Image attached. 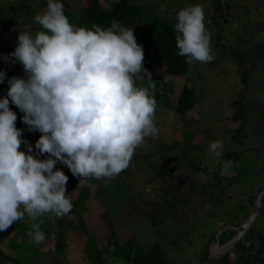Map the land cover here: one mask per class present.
I'll return each instance as SVG.
<instances>
[{
  "label": "trees",
  "instance_id": "1",
  "mask_svg": "<svg viewBox=\"0 0 264 264\" xmlns=\"http://www.w3.org/2000/svg\"><path fill=\"white\" fill-rule=\"evenodd\" d=\"M211 1L212 3L205 10L204 16H207L216 25V33L213 30L207 31L208 33L210 31V46L214 59L205 62V65L214 68L220 63V72L222 73L225 71L223 68H227L225 62L232 60V62L235 61L238 64L236 70L240 74V80L234 89L235 94L231 102L235 111L230 117H225L227 126L223 133L225 132L226 138L220 140L222 147H224L221 151V153L223 152L221 158L219 157L218 161L206 162L208 157L205 153L209 152L208 144L203 140L201 144L195 145V132L189 128H181V139L179 140L172 138V133L168 134L169 141H166L162 136H158L156 139L146 137L145 141L147 138L152 141L151 149L133 155L128 167L117 176L113 178L90 177V181L94 182L96 190H74L76 196L70 199L72 208L68 213L72 219L71 217L67 220L62 219L59 221V228L57 229L53 227L57 219L53 220V224L47 221L48 226H40L46 237L40 244L30 243L27 232L26 236H22L25 238L24 240L20 236H14L20 234L22 229L28 228L23 223L24 221L21 222V219L11 224L10 228L15 230L8 236L0 231V253L3 256L12 260L14 264H18L22 258L24 260L28 259L29 264H76L73 257H69L70 261H65L61 256L52 253H60L61 251L68 253L71 245L74 246L75 242L81 243V240H84L82 249L79 251V257L81 258L79 263L81 264H112L107 259L108 255H112L115 259L125 260L127 264H179L173 263L169 259L166 248L159 242L144 248L135 236H127L119 232L114 222L116 219L111 217L107 211L102 214V223L103 226L107 225L109 227V232L102 236L103 243L95 228L87 227L86 213L91 196L103 200L106 207L110 200L122 196L127 201L133 200L129 193L136 192V184L140 183L137 180L139 176L143 179L144 185L148 186L147 190H151L154 195L144 200L142 203L145 205L144 208H142L143 205H140L137 209L143 210L145 217L151 219L153 226L158 225L159 222L165 219H175L178 214L185 213L189 207L190 194H202V202L206 201L205 204L208 203V206H213V211L210 213L213 218L212 221H215V217H220L222 223L211 230V234L198 254V264L206 260L210 243L219 229L226 225H238L246 218L258 192L264 187V184H260L261 186H259L257 192L253 193L254 179L241 177V163L244 152L251 150V148L253 150L261 148L248 142L246 115L249 107L260 113L259 109H256L258 106L250 103L248 87L251 74L260 67L257 65L256 59L260 60L264 57V40L247 32H225L222 21L228 23L229 20H235L237 17L233 5L220 2V0H216L217 3ZM256 1L262 4L264 2V0ZM61 2L64 5V14L74 26L90 28L93 24H96L102 28H107L110 26L111 21L115 19L126 27H132L137 43L142 46V64L148 71L155 67L166 74L169 79H176L181 76L185 78L186 73L193 64V62L190 64L185 63V58L176 54L178 49L175 45L174 24L161 19L155 13L152 16L145 12L144 6L146 3L143 0H85L81 7L76 1L75 4H72L71 0H61ZM245 11H248L247 8ZM37 13L36 8L32 6V0H2L0 4V37L2 38L4 35L5 38L10 36L16 38L18 32H30L36 29L39 24L35 22L34 16ZM12 44L14 42L10 41L7 45L11 46V50H14ZM199 64L201 62H198ZM12 70L10 68L9 72H12ZM232 73L233 70L230 71V74ZM158 77L160 76L158 75ZM160 79L161 82L157 89L150 87V93L154 96L156 104V98L163 97L164 103L174 112L172 116H168L175 119L178 127H184L180 123L187 120L188 113L197 102L196 88L184 82L176 98L172 100L169 99L170 95L169 98L167 97V89L172 83L168 78L161 76ZM136 83L140 86H149L147 80H140ZM4 85V82H0V97H4ZM9 107L16 113L18 121H21L19 119H21L20 114L22 115V112L18 107L12 104L11 101ZM157 113L160 114L159 111L155 110L154 118L158 119L155 116ZM262 114L264 115V113ZM263 124L264 121H261L258 125L263 126ZM210 134L209 131L207 136ZM225 146L227 147L226 150ZM210 153L212 152H209L208 155ZM225 160L232 161V165L226 171L221 172V163ZM140 161L142 162L139 163ZM203 167L204 169H202ZM54 168L61 169L67 177L69 176V168L59 161L54 165ZM204 170L205 175L203 178H199L201 171ZM256 171L261 173L262 166L260 165ZM197 176L199 177L196 180ZM182 180L185 182L183 189L181 187ZM262 182L264 183V180ZM237 186L240 189H236ZM245 186H248V191L243 190ZM229 206L231 207L229 208ZM83 212H85L84 216ZM73 216H77L76 221H74ZM24 217L28 218L26 214ZM65 222H68L70 226L68 230L63 228ZM184 227H187L185 234L190 231L188 227L193 228L195 226L188 223ZM64 230H66V233ZM51 233H55V238L50 237ZM184 234L178 235V232H176L173 235L177 237L170 236L171 244H176L179 236L187 235ZM235 234V229L228 228L220 233L216 241L223 245L230 241ZM49 243L50 248H42V246L49 247ZM6 247L8 248L7 252L4 250ZM40 254L49 257L50 261H40L38 259ZM31 258H35V261L30 262ZM191 259L192 256L188 262L185 261L180 264H191ZM215 264H264V203L262 214L253 227L247 230L245 235L230 250L225 252Z\"/></svg>",
  "mask_w": 264,
  "mask_h": 264
},
{
  "label": "clouds",
  "instance_id": "2",
  "mask_svg": "<svg viewBox=\"0 0 264 264\" xmlns=\"http://www.w3.org/2000/svg\"><path fill=\"white\" fill-rule=\"evenodd\" d=\"M63 8L61 0H47L46 10L34 16L43 30L18 32V43L4 57L20 62L25 76L8 78L7 94L0 97V231L25 214L36 221L45 213L63 217L70 212L68 177L54 168L58 161L79 178V185L89 177L113 178L128 167L146 137L160 134L153 119L152 76L142 64V46L132 27L115 19L107 28L74 26ZM204 15L199 3L176 13V54L185 63L214 59ZM140 80L149 86L138 85ZM10 101L23 113L28 130L41 133L35 147L47 158L35 157L27 141V151L19 150L22 130L15 126ZM221 149L218 139L208 144L216 156ZM231 165L223 161L221 172ZM27 235L37 245L46 238L39 222Z\"/></svg>",
  "mask_w": 264,
  "mask_h": 264
},
{
  "label": "rangeland",
  "instance_id": "3",
  "mask_svg": "<svg viewBox=\"0 0 264 264\" xmlns=\"http://www.w3.org/2000/svg\"><path fill=\"white\" fill-rule=\"evenodd\" d=\"M75 1L77 2L78 5L80 4L79 6L81 7L82 3L85 0H71V3L75 4ZM143 2L146 3V5L144 6V10L149 15L154 16L155 13V15H158L159 17H161V19H165L166 21L171 22L173 24H175L176 22V13L180 8H183L187 5L199 3L203 6L205 12V10L212 3L211 0H143ZM217 2L218 1L213 0V3H217ZM220 2H224V3L227 2L228 4L233 5L234 12L237 14L235 20H229L228 23L226 21H222L223 26L225 28V32H231V31L240 32V33L247 32L249 34L254 35V37H257L259 39L261 38L262 40H264V2L263 4L256 0H220ZM1 3L2 0H0V4ZM46 4H47V0H32V6L35 7L36 10L40 13H43V11L46 10ZM246 8L248 10L247 12L245 11ZM204 23L207 31L216 30L215 23H213L207 16H204ZM40 30H43L42 26L38 25L36 29L31 30L29 33L34 35L36 31H40ZM16 38H13V36H10L9 38H5L4 35L2 36V38L0 37V66H3L0 68V70L4 69L3 71L5 72V80L3 81L5 84L4 96H6L7 94L8 78L12 76H19V77L25 76L23 66L20 62L18 61L12 62L11 58L9 59L4 58L13 51L10 49L11 46L7 44L10 41L11 42L13 41L14 44L12 45H14L13 47L15 48L16 44L18 43V37ZM256 62L257 65H259L260 67L254 73L251 74L249 87H248L249 89L248 97L251 101L250 102L251 104L258 106L256 109H259L260 113L249 107L246 115V123H247L246 130L248 133V142H250L255 147L260 146L261 148L254 150L253 148H251V150L245 151L244 154L242 155V163H241L242 164L241 177L245 176L246 178L249 177L254 179L253 182H255V184L252 187L254 189L253 193H256L259 186L264 184L263 182L261 183V181L264 180V174H263L264 173V124L263 126L258 125L259 123H261V121H264V115L262 114L264 113V57L260 58V60L256 59ZM225 63H226L225 64L226 67L229 69V72L227 68H223L225 69V71L223 70L224 72L221 73L220 63L217 64L214 68H211L210 66L205 65V63H201L198 65V61H193V64L190 70L186 73L185 78L184 76H181L180 78H176V79L175 78L169 79V77L166 74L162 73V71H160L158 68L152 67L151 71H149L152 76V81H151V84L153 85L152 88L157 89L158 85L161 82L160 77L162 76L164 78H168L170 80V83H172L167 89V97L169 98L171 96L169 99L173 100L176 98L178 91L180 90L181 85L184 82L196 88L195 93L197 97V102L193 107V109L188 113L187 120L182 121L180 123L181 126L184 127H178V124L177 122H175V119L168 116V115L172 116L174 112L173 110H171V108L168 105L164 103L163 97L160 96L159 98H156L157 104L155 110L159 111L160 114L157 113L155 115L156 117H158V119L154 117L153 119L156 122V126L160 130L159 136H162L166 141H169L168 138L170 137L168 136V134L172 133L173 134L172 138H174L175 140L177 139L179 140L181 139V128H189L191 130H194L195 132V139H194L195 145L201 144L203 140L206 141V144H209V142L212 141V139L221 140L222 138H226L225 132L223 133V130L227 126V120L225 121V117H230L235 111L233 106L231 105V102L235 94L234 89L236 88L237 83L240 80L239 77L240 74L238 70H236L238 64L235 61L232 62V60H227ZM10 68L13 69L12 72H9ZM231 70H233L232 74H230ZM6 72L8 73L7 75ZM158 75L160 77H158ZM22 115L20 114V118L22 117ZM15 126L22 130L21 132L22 143L19 146V150L27 151V147L23 142V141H27V143L32 146V154L35 157L39 159L47 158L48 156L47 153H40L38 149H36L35 147V141L39 138L41 133L38 130L29 131L27 125L24 124L22 120L18 121V119H16ZM209 131L211 134L207 136ZM151 143L152 141H149V138H147V140L143 143V146L138 147L134 151L133 155L138 154L139 152L144 153L146 151H149L152 147ZM226 148L227 147L225 146V150ZM223 149L224 147H222L221 151H223ZM208 153L207 152L205 153L206 156L208 157L206 162L210 163L214 160L218 161L219 157L221 158L223 152L221 153L220 156H216L214 153H210L208 155ZM141 162L142 161H140L139 163ZM201 162L204 163L205 161H201ZM260 165L262 166L261 173L263 174V177L261 176L262 175L261 173L256 171V169ZM133 169L135 168L133 167ZM202 169H204V167ZM204 173L205 170L201 171L200 177L197 176L196 180L198 177L203 178V176L205 175ZM86 179H87L86 184L79 185L78 184L79 178L77 176H73L71 171L69 172L68 180L65 186L66 194L68 195L69 199H71L73 196L74 197L76 196V192H74V190L76 189L83 191L96 190V186L93 181H90V177ZM137 180L140 183H137L138 181L135 182L137 183L136 192L132 191L129 193L132 196L133 200L130 199L127 201V199L123 198L124 196H122L121 198H115V200L108 199L110 201L106 207L103 200L91 196L89 198V207L86 213L87 227L95 228L96 233H99V235L101 236L103 243L102 236H105V234L109 232V227L107 225L103 226L102 214L104 211H107L111 217L116 219L114 222L119 232L127 236H135L139 244L142 245L144 248H148L152 246L154 243L159 242L162 246L166 248L167 255L169 259L173 261V263L180 264L185 261L188 262L192 256L190 263L198 264V254L204 242L207 241L209 235L211 234V230L214 227L221 225L222 223L220 217L218 218L215 217L214 218L215 221H212L213 218L210 216V213L213 211V206H208L207 205L208 203L205 204L206 201L202 202L203 200V199L201 200L202 194L201 195L190 194L189 207L186 209L185 213L178 214L175 217V219L174 218L165 219L164 221L159 222L158 225L153 226L151 224V219L146 218L143 210H138L137 208L140 205H143L142 203L144 202V200L147 197L153 196L154 193H152L151 190H147L148 186L144 185L143 179H141L140 176L139 178L137 177ZM184 183L185 182H183L182 180L181 181L182 189L184 187ZM247 187L248 186H245L243 190L248 191ZM69 189L73 191H70ZM236 189H240V187L237 186ZM125 196L127 197L128 194ZM144 207L145 205L142 206V208ZM230 207L231 206H229V208ZM82 214L84 216L85 212H83ZM70 217H71L70 214H67L63 217H55L54 215L48 213L42 214L40 217L37 218L36 221L31 220L29 217L28 218L24 217V219H21V222L24 221L23 223H25V225H27L28 228L26 227L25 230L22 229L20 234H16L14 236H20V237L26 236V232H28L31 229V224L33 222H39L40 226L42 225L48 226L49 223H47V221L52 222L53 224V220L55 221L57 219V222L53 226L54 228L57 229L59 228V221H61L62 219L67 220ZM76 217L77 216H73L74 221H76L75 220ZM188 223L194 225L197 228L188 227V230L190 229V231L184 234V232L187 231L186 230L187 227L185 228L184 225ZM64 225L65 226L63 228H66L67 230L68 228H70L68 222H65ZM10 227L11 225L6 230L3 231L4 234H7V236L13 233L15 230V229L13 230ZM65 231L66 230H64V232ZM176 232H178V235H180L181 233L187 235L179 236L177 243L171 244L170 236L177 237L173 235ZM23 237L22 240L25 239ZM83 241L81 240V243L75 242L74 246L71 245L70 248L68 249L69 251L68 253L64 251L63 252L61 251L60 253L58 252L56 253L51 252V253L61 256V258L65 261H70V258L73 257L75 263L77 264L80 261L79 259H81L79 257L80 255L79 251H81L82 249ZM223 245L216 241V244L214 246L215 251L220 250V248H222ZM45 247L50 248L51 247L50 243H49V247L42 246V248ZM4 250L7 252L8 248L6 247ZM69 253L70 255H68ZM38 259L40 261L43 260V262L50 261V258L46 257L43 254H40L38 256ZM107 259L112 264H127L125 260L115 259L112 255L110 256L108 255ZM31 261H35V258H31L30 262ZM28 262H29L28 259L24 260L22 258V260L18 262V264H29Z\"/></svg>",
  "mask_w": 264,
  "mask_h": 264
},
{
  "label": "water",
  "instance_id": "4",
  "mask_svg": "<svg viewBox=\"0 0 264 264\" xmlns=\"http://www.w3.org/2000/svg\"><path fill=\"white\" fill-rule=\"evenodd\" d=\"M263 203H264V187L258 192L255 202L249 212V214L246 216V218L238 225H226L222 227L221 229L218 230L216 233L215 238L211 241L209 250H208V255L207 258L204 262L201 264H215L216 261L228 250H230L234 244L245 235L247 230L253 227V225L256 223L258 220L260 214L262 213L263 210ZM233 228L236 230V234L234 237L225 243L220 250H216L214 252V246L216 244V239L219 237L220 233H222L226 229ZM0 264H14L13 261L9 260L5 256H3L0 253ZM95 264H103V263H95Z\"/></svg>",
  "mask_w": 264,
  "mask_h": 264
},
{
  "label": "bare ground",
  "instance_id": "5",
  "mask_svg": "<svg viewBox=\"0 0 264 264\" xmlns=\"http://www.w3.org/2000/svg\"><path fill=\"white\" fill-rule=\"evenodd\" d=\"M214 252H215V249H214Z\"/></svg>",
  "mask_w": 264,
  "mask_h": 264
}]
</instances>
